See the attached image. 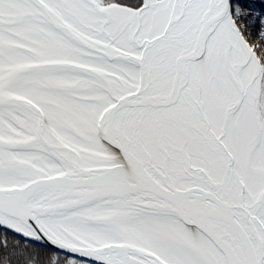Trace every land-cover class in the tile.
<instances>
[{
    "label": "snow or ice",
    "instance_id": "obj_1",
    "mask_svg": "<svg viewBox=\"0 0 264 264\" xmlns=\"http://www.w3.org/2000/svg\"><path fill=\"white\" fill-rule=\"evenodd\" d=\"M0 264H264V0H0Z\"/></svg>",
    "mask_w": 264,
    "mask_h": 264
}]
</instances>
